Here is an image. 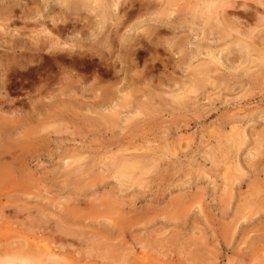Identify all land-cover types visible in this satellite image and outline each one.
Masks as SVG:
<instances>
[{
  "label": "rangeland",
  "instance_id": "374dc122",
  "mask_svg": "<svg viewBox=\"0 0 264 264\" xmlns=\"http://www.w3.org/2000/svg\"><path fill=\"white\" fill-rule=\"evenodd\" d=\"M74 1L83 7L71 14L79 34L56 38L78 54L74 93L65 92L75 98L35 105L24 76L0 88V114L32 131L28 144L16 131L0 136L26 158L9 172L29 176L0 182V260L264 264V0H0V70L26 58L4 47L15 30L39 32ZM106 11V25L122 22L110 46L98 32ZM200 61L213 71L197 95ZM57 76L49 89L59 94ZM135 87L143 102L156 98L153 108L119 105ZM234 126L247 139L239 150L229 146ZM124 156L144 164L120 175Z\"/></svg>",
  "mask_w": 264,
  "mask_h": 264
},
{
  "label": "bare ground",
  "instance_id": "6f19581e",
  "mask_svg": "<svg viewBox=\"0 0 264 264\" xmlns=\"http://www.w3.org/2000/svg\"><path fill=\"white\" fill-rule=\"evenodd\" d=\"M66 1V0H64ZM92 1H100V0H92ZM211 3V2H210ZM215 5V4H214ZM87 6V5H84V7ZM213 6V4H212ZM210 7V5H206V15L209 14V16H212V8L213 7ZM217 6V5H216ZM83 7L80 6L77 2H71L69 3V6L67 8L68 12L67 14L63 15L61 17V19L59 20L58 18H51V20H49L48 22V25L45 23L44 26L42 25V28L40 30H38L39 32L31 29L30 32L32 34H28V36L26 35L25 31L24 30H15L17 32V34H15L16 36V39H14L12 41V43H10V45H7V46H4L5 49L7 51L9 50H12L14 52H16L20 57H23L24 55H26V58L25 60L22 58L20 61H15L14 60H10L9 58L5 59V62H3V67L1 68V72H0V81H1V87L0 88H6L8 87L10 84L9 81L13 78V77H16V76H24V77H27V78H30V82H31V85H30V89L33 90V92L35 93V95H33L32 97L30 98H34V103L35 105L36 104H42V105H56L55 102L58 101V100H62L63 102V99H67V100H73V97L75 98L74 95L71 94V92L73 91L72 89L74 88H70L72 86V83H73V77H74V74L71 73V70L72 67H75L77 66V59H78V54L76 55V53L74 52L75 50L73 49V45L70 44L69 46H67V48H63L61 47L60 45H62L58 40V38H56L58 35H62L67 33V35L70 36V38H72V36H77V33H78V25L76 22L73 21V17L71 14H75L77 12H79ZM205 10V9H203ZM104 11V10H103ZM216 11V10H215ZM102 12V11H101ZM164 12V11H163ZM205 12V11H204ZM224 13V12H223ZM70 14V15H68ZM216 14V13H215ZM106 15H109V12H104V17H106ZM165 15V14H164ZM103 17V18H104ZM206 17V16H205ZM211 18V17H210ZM25 19H28V17H26ZM111 19V18H110ZM109 17H106L105 19V25L103 24V20H102V26L100 28V30L98 31L99 33H101L103 36H104V39H106L107 41H109L110 43H108L107 45L110 46L111 45V41H113L115 39V36L117 35L118 33V25L122 24V22L118 19H115L114 22H111L109 23L110 25H106L108 24V20H110ZM163 19V18H161ZM207 19V18H205ZM8 20V19H7ZM208 20V19H207ZM206 20V22H207ZM37 22H39V20H36ZM158 21V20H157ZM162 21V20H161ZM36 22V23H37ZM156 22V21H155ZM167 22V21H166ZM205 22V23H206ZM169 23V22H168ZM207 24V23H206ZM27 25V24H26ZM158 28L157 30L160 32H163L165 31L167 28L166 24H165V21L164 22H161L160 24H158ZM49 26V27H48ZM8 28V26H7ZM156 29V28H155ZM146 30V29H144ZM156 31V30H155ZM82 32V31H80ZM157 32V31H156ZM42 33V35H41ZM230 33V32H229ZM79 34V33H78ZM99 34V35H101ZM57 35V36H56ZM98 35V36H99ZM152 35V31L151 30H148L146 31V37L145 38H149L150 36ZM27 36V37H26ZM67 36V38L69 37ZM96 36V35H95ZM69 38V39H70ZM130 38V37H129ZM137 38V37H136ZM147 38V40H149ZM142 39V37H141ZM144 39V38H143ZM142 39V40H143ZM72 40V39H71ZM103 40V39H102ZM133 41L135 40L134 38L132 39ZM130 39V42L128 43L130 48L132 49V46L134 44H132V41ZM152 40V39H151ZM115 41V40H114ZM124 41V40H123ZM129 41V40H128ZM144 41V40H143ZM187 41V40H186ZM155 41L152 42V44H154ZM147 43H149L147 41ZM151 44V45H152ZM64 46V45H63ZM136 46V45H135ZM95 47V46H94ZM94 47L91 48V50L94 49ZM134 47V46H133ZM148 47V46H147ZM251 47V46H250ZM125 48V47H124ZM128 48V50L130 49ZM133 49H136L133 48ZM95 52H98L100 50H98L97 48L94 49ZM151 50V49H150ZM134 51V50H132ZM131 51V52H132ZM146 51V50H145ZM242 51V50H240ZM245 51V50H244ZM249 51V50H248ZM247 51V52H248ZM130 52V53H131ZM135 52H139V48H137L135 50ZM208 52V51H207ZM243 52V51H242ZM241 52V53H242ZM211 53V52H210ZM129 54V52H128ZM244 54V53H242ZM98 55V54H97ZM249 56V55H248ZM247 56V58H248ZM196 57V56H195ZM245 57V55H244ZM243 57V58H244ZM249 59V58H248ZM247 60V59H246ZM207 61V60H206ZM81 62V61H80ZM84 62V61H83ZM240 62V61H239ZM199 63V62H198ZM201 64L197 65L196 68H195V71H194V77L192 79V82H191V86H192V89H191V92L192 93H195L197 94L196 92H201L203 90V85L207 82H210L209 79L211 78L212 75H210V73L213 71L211 66L208 64V63H203L200 61ZM217 63V62H216ZM215 63V64H216ZM62 65H66V67H68L69 69V72L67 70H60L62 69ZM216 68H217V64H216ZM55 71V72H53ZM67 71V72H65ZM191 72V71H190ZM216 72V71H215ZM214 73V72H213ZM218 72H216L217 74ZM215 74V75H216ZM57 75H60L61 76V79L60 81H58L59 84H61V86L63 87V91L60 90L61 92L59 94L55 93V91L53 92V90H50L53 86V84L56 82V80H58V76ZM214 75V76H215ZM231 75V74H230ZM190 77V76H189ZM192 77V76H191ZM233 77V76H232ZM213 80H215L213 77H212ZM13 80V79H12ZM220 80V79H219ZM20 81V80H19ZM133 81V80H132ZM137 81V79H136ZM139 81V80H138ZM189 81V80H188ZM27 82V81H26ZM134 82V81H133ZM132 82L131 86H136V84H134ZM19 83V82H18ZM213 83V82H212ZM225 83V82H224ZM56 84V83H55ZM54 84V85H55ZM134 84V85H133ZM187 84V82H186ZM190 84V83H189ZM188 84V85H189ZM58 85V84H57ZM208 85V84H207ZM60 86V85H59ZM74 86V85H73ZM137 87V86H136ZM135 87V88H136ZM188 87V86H187ZM190 87V86H189ZM218 87V86H217ZM50 88V89H49ZM71 89V92H67V94L65 93L67 90ZM134 88V89H135ZM142 88V87H141ZM17 89V88H16ZM53 89L55 90V88L53 87ZM133 89V88H132ZM131 89V90H132ZM185 89V88H184ZM5 90V89H4ZM21 90H24V89H21ZM48 91L49 92H45L44 94V91ZM143 90V89H141ZM186 90V89H185ZM29 91V90H28ZM184 91V90H183ZM140 92V89H135V90H132L131 92H129L126 96V99L123 100L124 102V105H122V102L121 105L122 107L125 106L127 107L129 104H131V102L133 103L134 100H136V107L139 108V112H144V111H148L149 110V107L152 106L153 102L156 98L152 95H150L149 98H146V102H148L149 105H146V102H143V100H141L139 98L138 95H136L137 93ZM200 92L197 94L199 95ZM205 92V91H204ZM27 93V92H26ZM74 93V92H72ZM180 93V92H179ZM215 93V92H214ZM184 94V93H183ZM210 94V93H209ZM61 95H63V97L61 98ZM106 95V98L108 97L107 94ZM157 95V94H156ZM182 95V94H181ZM180 95V96H181ZM201 95V94H200ZM159 96V95H158ZM157 96V97H158ZM195 96V95H194ZM138 97V103H137V98ZM172 97V96H171ZM102 98V96H101ZM105 98V99H106ZM162 98V97H161ZM207 98V97H206ZM104 98H102L101 100H103ZM189 99V98H188ZM213 99V98H212ZM51 100V101H50ZM66 100V101H67ZM111 100V99H110ZM109 100V102H110ZM113 100V99H112ZM161 100V99H160ZM182 100V99H181ZM187 100V98H186ZM193 100V99H192ZM32 101V100H30ZM158 101V99H157ZM190 101V100H189ZM194 101V100H193ZM5 102V101H4ZM59 102V101H58ZM141 102H143L141 104ZM181 101H179L180 103ZM185 102V101H184ZM32 104V103H30ZM134 104V103H133ZM141 104V105H140ZM184 104V103H183ZM52 105V106H53ZM180 105H182L180 103ZM185 105V104H184ZM30 106V105H29ZM40 105L38 106H33L35 107H39ZM141 106H145V109L143 108H140ZM186 106V105H185ZM31 107V106H30ZM41 107V106H40ZM39 107V108H40ZM130 107V106H128ZM121 108V107H120ZM132 109V107H130ZM153 108V106H152ZM50 109V108H49ZM52 109V108H51ZM125 109V108H124ZM48 110V109H47ZM118 109H116L117 111ZM152 110V109H151ZM46 111V110H45ZM50 111L52 112V110H49V114H52L50 113ZM54 111V110H53ZM115 111V112H116ZM127 111V110H126ZM48 112V111H47ZM59 113V112H58ZM90 113V112H89ZM149 113V112H148ZM147 113V114H148ZM3 113L0 114V136H3V133L5 135H9L11 132H18L20 137L18 140H21L22 143H26L28 144L27 141H24V137L28 135V133H32V131L30 129H28L27 131L25 129L23 130H20L19 128H21L20 125H15L14 124H11L10 123V120L8 119V116H5L6 113L4 112V116L2 115ZM55 114V113H54ZM146 114V115H147ZM47 115V114H46ZM53 115V114H52ZM14 116V115H13ZM48 116V115H47ZM51 117V116H49ZM58 117V116H57ZM57 117H53L54 119L57 118ZM55 121V120H54ZM19 123V122H18ZM240 128V127H239ZM7 129V130H6ZM233 129V127H232ZM20 130V131H19ZM237 130L238 128L236 129L235 126H234V129L233 131L236 133V138L234 143L233 140L231 141V144L229 146H234L236 147L238 150L240 147L243 146V144L246 142L245 140V134H237ZM242 130V129H241ZM8 133H7V132ZM25 131V132H23ZM240 132V130H239ZM233 133V132H232ZM30 136V134H29ZM247 136V135H246ZM4 137V136H3ZM29 138V137H28ZM229 139V138H228ZM14 140V139H13ZM10 142V143H9ZM9 142H6V143H1L0 144V163L2 162V165H0V182L4 181V180H7V179H13V180H25V179H28L29 176L28 175H25V174H13V172H9L12 170V168H14L15 164H22L23 165V162L26 163V158L23 157L22 153L20 151H22V149L19 151V153L17 151L15 152H12V151H9V144L13 143V141H9ZM15 142V141H14ZM20 142V144H22ZM227 143H228V140H227ZM230 143V142H229ZM260 143V146H261V143L262 142H259ZM258 143V145H259ZM16 144V143H15ZM17 145V144H16ZM6 146V147H5ZM264 146V145H263ZM5 147V149H4ZM21 147V146H20ZM24 147V145H23ZM231 147H226V148H231ZM26 148V147H25ZM28 148V147H27ZM233 149V147L231 148ZM230 149V151H231ZM256 149V148H255ZM10 150H12L10 148ZM15 150V149H14ZM19 150V149H18ZM229 150V149H228ZM259 152V151H258ZM257 152V153H258ZM23 153H26V152H23ZM261 153V152H259ZM236 154H237V151H236ZM26 155V154H25ZM126 155V154H125ZM28 156V155H27ZM117 156V155H116ZM123 156V155H122ZM29 157V156H28ZM128 157V156H127ZM130 157V155H129ZM81 158V157H80ZM114 158V157H113ZM122 158V157H121ZM120 158V159H121ZM124 162H123V168L122 167H119V172H120V175L122 174L123 175V172L122 171H125V170H128V169H131L134 165H137L138 163H141L142 165L144 164L142 161H130L129 159L127 160V158L124 156ZM131 158V157H130ZM7 159L10 160L9 164L7 165V163L5 162ZM117 159V157L115 158ZM119 159V158H118ZM146 159V158H144ZM148 159V158H147ZM154 159V158H153ZM78 160V159H77ZM85 160V159H83ZM123 161V159H121ZM121 160H119L121 162ZM140 160V159H139ZM150 160V159H149ZM155 160V159H154ZM74 161V160H73ZM73 161L71 163H73ZM79 161V160H78ZM116 161V160H115ZM148 161V160H147ZM152 161V160H150ZM77 162V161H75ZM114 163V161H112ZM119 162V163H120ZM145 162V160H144ZM237 162V161H236ZM256 162V161H255ZM254 162V164H255ZM71 163H69V165H71ZM86 164V162H84ZM112 163V164H113ZM118 163V162H117ZM149 162H147L148 164ZM78 164V163H77ZM85 164H82V165H85ZM146 164V165H147ZM21 165V166H22ZM28 165V163H27ZM237 165V163L235 164V166ZM240 165V164H239ZM78 166V165H77ZM80 166V165H79ZM234 166V167H235ZM25 167V166H24ZM68 167V166H67ZM74 167V166H73ZM86 167V166H85ZM113 167H114V164H113ZM136 167V166H135ZM238 166H236L237 168ZM78 168V167H77ZM80 168H83V167H80ZM80 168L79 171L81 170ZM116 168V167H115ZM147 168V167H146ZM239 170V168H237ZM242 169V168H240ZM21 170V169H20ZM243 170V169H242ZM241 170V171H242ZM142 172V171H141ZM237 172V171H236ZM243 172V171H242ZM81 174V172H80ZM73 175V174H72ZM243 175H245V173L243 172ZM242 175V176H243ZM240 176V177H242ZM123 177V176H122ZM239 177V175H238ZM230 179V178H229ZM12 182V181H11ZM10 183V182H9ZM226 212V211H225ZM112 222V221H111ZM117 223V222H116ZM230 225V224H229ZM231 226V225H230ZM229 226V227H230ZM52 251V250H50ZM49 251V252H50ZM51 258L52 255L50 256ZM4 262V263H3ZM5 264V263H10V264H27L25 263L23 260H20V261H16V260H0V264Z\"/></svg>",
  "mask_w": 264,
  "mask_h": 264
}]
</instances>
